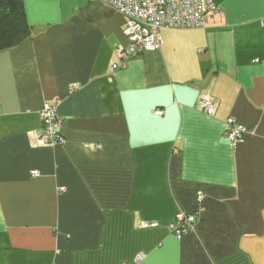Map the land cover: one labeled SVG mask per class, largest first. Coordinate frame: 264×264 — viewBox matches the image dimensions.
Returning a JSON list of instances; mask_svg holds the SVG:
<instances>
[{
    "label": "crops",
    "instance_id": "crops-1",
    "mask_svg": "<svg viewBox=\"0 0 264 264\" xmlns=\"http://www.w3.org/2000/svg\"><path fill=\"white\" fill-rule=\"evenodd\" d=\"M214 1L122 62L110 5L22 0L31 34L0 50V264H264V0ZM47 103L64 142H39ZM230 118L255 133L230 145Z\"/></svg>",
    "mask_w": 264,
    "mask_h": 264
},
{
    "label": "built area",
    "instance_id": "built-area-1",
    "mask_svg": "<svg viewBox=\"0 0 264 264\" xmlns=\"http://www.w3.org/2000/svg\"><path fill=\"white\" fill-rule=\"evenodd\" d=\"M105 2L113 9L120 12L125 17L123 35L129 40V49L118 46L117 58L126 62L129 56L137 55L142 51H156L162 48L163 39L160 31L162 28L185 29V28H205L214 15L221 12L214 0H96ZM119 62L113 64V69H117ZM2 99H0V106ZM199 106L205 113L212 115L216 103L212 100L201 98ZM163 111L155 110L156 115H162ZM41 120L43 123L42 133L39 137L41 144H58L64 142L62 134L63 119L59 116L57 104L47 103L41 108ZM224 138L232 146L243 140L248 134L255 131L238 123L234 118L227 120ZM37 170L32 171V176H39ZM198 202L201 203L204 196L198 194ZM201 207L198 211L188 213L181 211L171 224V232L176 238L193 232L200 219ZM138 258H143V254H138Z\"/></svg>",
    "mask_w": 264,
    "mask_h": 264
},
{
    "label": "trees",
    "instance_id": "trees-1",
    "mask_svg": "<svg viewBox=\"0 0 264 264\" xmlns=\"http://www.w3.org/2000/svg\"><path fill=\"white\" fill-rule=\"evenodd\" d=\"M30 34L22 0H0V50L21 43Z\"/></svg>",
    "mask_w": 264,
    "mask_h": 264
}]
</instances>
